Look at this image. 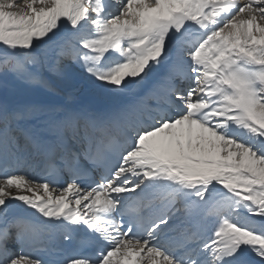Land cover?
<instances>
[{"label": "snow or ice", "instance_id": "obj_1", "mask_svg": "<svg viewBox=\"0 0 264 264\" xmlns=\"http://www.w3.org/2000/svg\"><path fill=\"white\" fill-rule=\"evenodd\" d=\"M0 46L113 103L0 102V264H264V0H0Z\"/></svg>", "mask_w": 264, "mask_h": 264}, {"label": "bare ground", "instance_id": "obj_2", "mask_svg": "<svg viewBox=\"0 0 264 264\" xmlns=\"http://www.w3.org/2000/svg\"><path fill=\"white\" fill-rule=\"evenodd\" d=\"M3 47L0 46V51H2ZM46 74V73H45ZM51 84L53 89L60 90L63 88L62 80H57L54 77H51L50 74L47 73L46 76ZM76 78V76H75ZM142 89L137 90V94L142 92ZM56 90V91H57ZM63 94H65L66 98L61 103H55L60 105H67L73 109L79 110L83 107V105H87V109L90 106L93 105H101L105 107V109H110L113 106V103L110 101L105 100L100 95L94 93L90 87L88 86L87 82L83 79L80 85L77 86H71L69 89H64ZM116 96V99L120 102H126L127 99L132 97V94L127 95H121V94H114ZM6 101L3 98L0 97V102ZM62 101V100H61ZM36 101L31 100L29 98L22 99L16 106L24 105L28 103H35ZM42 102V101H41ZM42 103H51V102H42ZM10 106H12L10 103H8ZM15 106V105H13ZM35 122V121H34ZM33 121H27L22 122V126L28 127L29 125H32L34 123ZM19 211V210H18ZM24 215H29V212H22Z\"/></svg>", "mask_w": 264, "mask_h": 264}, {"label": "rangeland", "instance_id": "obj_3", "mask_svg": "<svg viewBox=\"0 0 264 264\" xmlns=\"http://www.w3.org/2000/svg\"><path fill=\"white\" fill-rule=\"evenodd\" d=\"M44 74L45 76H47L46 70ZM82 80V77H80L79 75H74L69 77L68 79L62 80L63 89H69L71 86L80 85ZM56 90L57 89H54V91H50L45 88L28 85L15 79L9 78L6 85L0 84V97L6 98L7 101L11 103H18L24 98H30L37 102H62L65 99V95L62 93L61 89L57 91Z\"/></svg>", "mask_w": 264, "mask_h": 264}]
</instances>
